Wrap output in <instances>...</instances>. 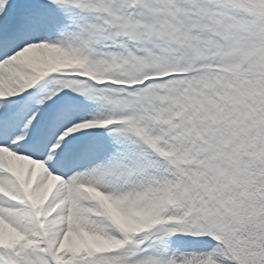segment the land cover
<instances>
[{
	"label": "snow or ice",
	"instance_id": "obj_1",
	"mask_svg": "<svg viewBox=\"0 0 264 264\" xmlns=\"http://www.w3.org/2000/svg\"><path fill=\"white\" fill-rule=\"evenodd\" d=\"M0 264H264V0H0Z\"/></svg>",
	"mask_w": 264,
	"mask_h": 264
}]
</instances>
